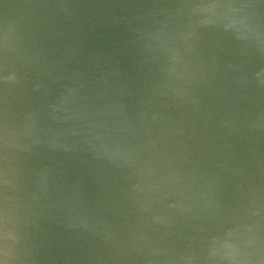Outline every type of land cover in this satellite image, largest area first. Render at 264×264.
Masks as SVG:
<instances>
[{"label":"water","instance_id":"1","mask_svg":"<svg viewBox=\"0 0 264 264\" xmlns=\"http://www.w3.org/2000/svg\"><path fill=\"white\" fill-rule=\"evenodd\" d=\"M0 264H264V0H0Z\"/></svg>","mask_w":264,"mask_h":264}]
</instances>
